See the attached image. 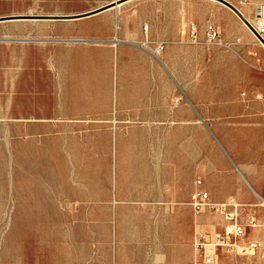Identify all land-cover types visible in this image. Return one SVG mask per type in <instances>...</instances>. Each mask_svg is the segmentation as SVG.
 I'll return each mask as SVG.
<instances>
[{
    "label": "rangeland",
    "instance_id": "obj_1",
    "mask_svg": "<svg viewBox=\"0 0 264 264\" xmlns=\"http://www.w3.org/2000/svg\"><path fill=\"white\" fill-rule=\"evenodd\" d=\"M114 1L0 0V18H75ZM194 1L228 11L232 21L218 19L222 41L230 43L239 38L243 47L238 54L212 48L204 35H198L196 41L184 37L173 42L175 48L166 51L172 43L162 41L166 44L162 59L169 69V74L166 68L165 73L180 88V120L173 136L157 139L162 140L165 159L171 156V146L179 145L180 181L185 190L187 172L193 166L197 175L226 179V167L234 169L235 162L230 149L247 159L250 166H264V48L217 0ZM153 12L160 23L154 32L169 36L171 9ZM194 13L197 24L207 26L217 20L212 7H197ZM119 14L129 17L125 32L133 38L139 33L131 42L139 43L142 50L159 42L146 39L140 15L130 9H120ZM244 14L254 20L253 13ZM111 17V11L105 12L96 25L66 20L0 23V264H114L117 259V233L111 217L115 173V138L108 134L111 122L94 120L87 114L77 119L60 108L58 103H67L71 95L64 91V68L56 64L59 55L63 62L89 59L96 41L80 43L84 41L80 37L92 28L107 33ZM119 57L115 56L111 81L114 98L121 81ZM88 69L78 77L79 83L90 84ZM242 94H246L245 102ZM254 96L262 99L254 101ZM122 124L129 128L141 125L133 121ZM127 140L131 141V152L124 153L121 148L122 156L139 157L147 151V138L131 136ZM187 195L180 208H188L190 191ZM255 201L252 205L258 207L247 212L256 218L258 227L249 229L243 241L257 242L259 248L250 255L221 252L217 264H264V208L260 207L261 199ZM204 215L203 222L189 219L192 246L200 236L223 228L220 218ZM122 219L126 221V241L140 243V249L150 243L147 235L151 229L144 227L145 217L131 215L129 210V216Z\"/></svg>",
    "mask_w": 264,
    "mask_h": 264
},
{
    "label": "crops",
    "instance_id": "obj_2",
    "mask_svg": "<svg viewBox=\"0 0 264 264\" xmlns=\"http://www.w3.org/2000/svg\"><path fill=\"white\" fill-rule=\"evenodd\" d=\"M153 1L156 4H152ZM224 1L237 9L240 7L243 14L245 12L250 15L255 13L256 7L262 0H246V4H241L242 0ZM158 2L159 0H132L131 4L118 9L123 11L130 9L134 14L140 15L141 21L148 28L145 32L146 39L150 37L159 42H171L166 51L175 48L173 42L180 41L184 37L188 38L190 24L197 26L200 37L204 35L206 25L195 22L194 10L197 7L213 8L217 20L212 25L218 29L222 27L218 21L220 17L229 18L231 21L233 19L224 8L199 4L194 0H161V4ZM168 8L171 9L170 35H158L154 31L160 23L158 24L153 11L158 9L163 11ZM118 9H111V16L113 14L114 17H111L107 33L92 28L80 37L84 40L80 43H86V40L96 41L90 50L89 59L73 58L63 62L61 56H58L57 67L64 68L62 71L66 73L67 78L64 91L71 95L70 101L58 105L77 119L87 114L94 120L111 122L108 134L115 138L112 162L115 173L114 180L111 181V188L114 190L113 196L111 194L114 206L111 217H114L113 228L115 234L117 233V241L115 239L114 244V254L117 259L114 264H189L195 258L189 219L192 217L194 222L198 220L203 222L205 215L195 217L189 205H185L188 208H180V203L187 200L188 191L191 200L196 190L195 181L203 179L202 189L214 202L222 203L230 197H235L243 205L258 207L252 204L256 202L255 198L264 200V166L261 163L250 166L247 159H243L239 153L230 149L235 162L234 169L226 167V179L224 176H216L215 180L208 174L197 175L194 166L191 168L188 166L185 190V185L180 181L179 145L171 146V156L165 159L162 140L157 139L173 136L178 131L179 84L174 79H169L167 75L169 74V69L166 68L167 62H163L162 59L166 51L158 61L142 50L139 43L131 42L137 39L139 33L133 38L132 34L125 32L129 17L126 14H119ZM104 13L66 21L96 25L100 24V17ZM149 27H151L150 33H148ZM118 55L120 57L117 73L121 74V81L117 98H114L111 81L114 59L115 56L118 58ZM86 68H89L90 72L88 76L91 82L88 85L78 81V77ZM172 77L174 78L173 74ZM240 97L242 102H245L246 94ZM253 99L258 100L255 96ZM126 121L139 122L141 125L139 128H129L122 124ZM114 122L117 123L112 125ZM169 122L172 128H169ZM131 136L147 138V151L139 157H135L134 154L128 155L130 159H127L128 156L121 155V150L123 149L124 153L131 152L128 150L131 141L127 140ZM139 205L141 207H137ZM129 210L131 215L145 217L144 227L151 229V234L147 235L151 241L142 249L140 243L130 244L125 240L126 221L122 218L129 216ZM154 228H156L155 234Z\"/></svg>",
    "mask_w": 264,
    "mask_h": 264
},
{
    "label": "built area",
    "instance_id": "obj_3",
    "mask_svg": "<svg viewBox=\"0 0 264 264\" xmlns=\"http://www.w3.org/2000/svg\"><path fill=\"white\" fill-rule=\"evenodd\" d=\"M246 3V0L241 1V4ZM250 26L252 30L248 28L249 33L263 48L264 0L256 7L254 20ZM147 29V26H145L144 32H147ZM188 34L190 40L196 41L198 39V29L195 24L189 25ZM204 37L207 46L225 48L235 54H238V50L243 47V43L239 38H235L230 43L223 42L220 30L212 24L206 26ZM151 45L154 47L147 48L146 52L159 61V57L165 51L166 44L164 42H156ZM256 98L258 100L262 99L261 96H256ZM202 186L203 181L197 179L195 181L196 190L191 197L189 206L195 217L208 214L220 218L223 222V228L220 232L199 237L198 241L193 245L195 258L189 264H217L221 252L236 253L238 255L254 253L259 248V244L257 242L246 244L243 241L249 229H257L258 227L256 218L247 212L251 206L241 204L235 197H230L222 203L214 202L211 200L210 195L202 189ZM260 207L264 208V201Z\"/></svg>",
    "mask_w": 264,
    "mask_h": 264
},
{
    "label": "water",
    "instance_id": "obj_4",
    "mask_svg": "<svg viewBox=\"0 0 264 264\" xmlns=\"http://www.w3.org/2000/svg\"><path fill=\"white\" fill-rule=\"evenodd\" d=\"M127 1H130V0H117V1H114V2L104 6V7H101L99 9H96L94 11L88 12L86 14H83V15L75 17V18H73V17H53V16H13V17L0 18V23L8 22V21H25V20L34 21V20H73V19H81V18H85V17H89V16H93V15L102 13V12L107 11L109 9H114L118 5L123 4V3L127 2ZM217 1L219 3H221L223 6H225L226 8H228L230 11H232L250 30H252L249 22L245 19V17L240 13V11L237 8H235L233 5L229 4L228 2H226L224 0H217ZM263 44H264V42H263Z\"/></svg>",
    "mask_w": 264,
    "mask_h": 264
},
{
    "label": "bare ground",
    "instance_id": "obj_5",
    "mask_svg": "<svg viewBox=\"0 0 264 264\" xmlns=\"http://www.w3.org/2000/svg\"><path fill=\"white\" fill-rule=\"evenodd\" d=\"M131 2L132 1H130V2H128V3H123V4H121V5H118L115 9H118V8H121V7H123V6H125L126 4H131ZM119 10V9H118ZM111 11V9L110 10H108V11H104V12H106V13H108V12H110ZM239 11H240V13L245 17V19L250 23V24H252V21L247 17V16H245L244 14H243V12L239 9ZM243 25L245 26V28L248 30V27H246V25L243 23ZM249 32V31H248ZM264 48V47H263ZM264 201V200H263ZM262 201V202H263ZM250 253H252V252H250ZM247 254H249V253H247ZM250 255V254H249Z\"/></svg>",
    "mask_w": 264,
    "mask_h": 264
}]
</instances>
